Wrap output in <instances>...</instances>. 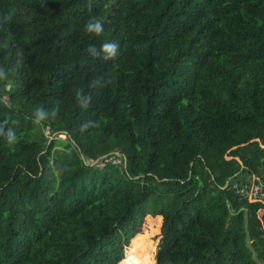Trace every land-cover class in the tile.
Instances as JSON below:
<instances>
[{
    "label": "trees",
    "instance_id": "1",
    "mask_svg": "<svg viewBox=\"0 0 264 264\" xmlns=\"http://www.w3.org/2000/svg\"><path fill=\"white\" fill-rule=\"evenodd\" d=\"M0 68V264H264V0H0Z\"/></svg>",
    "mask_w": 264,
    "mask_h": 264
},
{
    "label": "clouds",
    "instance_id": "2",
    "mask_svg": "<svg viewBox=\"0 0 264 264\" xmlns=\"http://www.w3.org/2000/svg\"><path fill=\"white\" fill-rule=\"evenodd\" d=\"M13 13L9 11L5 14V19H11ZM83 30L88 33H93L99 35L103 30L104 26L101 19L95 16H91L83 25ZM88 49L93 54L96 53L97 48L95 45H89ZM99 53L103 60H112L116 58L119 53V45L113 40H105L99 46ZM5 72L3 68H0V78L5 77ZM81 90L77 91V96L80 95ZM34 115L32 116V123L39 125L42 121L46 120L49 116L55 115V109L51 112L42 110V108L37 105L32 109ZM6 122V121H5ZM3 122H0L2 124ZM87 124H82L81 128H86ZM0 135L4 136V143L11 147L15 144L18 137L14 134L13 129H8L7 132L3 131L2 126H0ZM157 219L162 220V216H158ZM143 236L142 232H138L129 237L127 244L122 248V254L116 261V264H156L155 249L151 252L146 251L142 244L139 242L140 238Z\"/></svg>",
    "mask_w": 264,
    "mask_h": 264
},
{
    "label": "built area",
    "instance_id": "3",
    "mask_svg": "<svg viewBox=\"0 0 264 264\" xmlns=\"http://www.w3.org/2000/svg\"><path fill=\"white\" fill-rule=\"evenodd\" d=\"M49 132L50 131L47 129V133ZM235 187L238 193L248 196L253 201H264V185L261 182H258L254 177L245 184L235 181Z\"/></svg>",
    "mask_w": 264,
    "mask_h": 264
},
{
    "label": "water",
    "instance_id": "4",
    "mask_svg": "<svg viewBox=\"0 0 264 264\" xmlns=\"http://www.w3.org/2000/svg\"><path fill=\"white\" fill-rule=\"evenodd\" d=\"M252 140H253V139H252ZM243 144H245V143H241V144L235 145V146H233L232 148H236V147H238V146H240V145H243ZM232 148H231V149H232ZM226 157H227V158H230V157H233V156H229V155H227ZM236 158H237L240 162H242V160L240 159L239 156H236ZM97 160H98V159H97ZM97 160H96V161H97ZM94 162H95V161H94Z\"/></svg>",
    "mask_w": 264,
    "mask_h": 264
}]
</instances>
